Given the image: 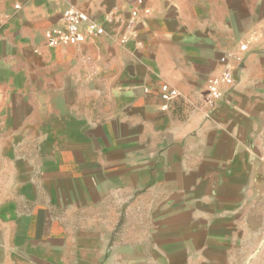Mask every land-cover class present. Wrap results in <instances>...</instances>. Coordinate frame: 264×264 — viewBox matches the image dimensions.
<instances>
[{
  "label": "crops",
  "instance_id": "1",
  "mask_svg": "<svg viewBox=\"0 0 264 264\" xmlns=\"http://www.w3.org/2000/svg\"><path fill=\"white\" fill-rule=\"evenodd\" d=\"M67 8L105 33L46 46ZM263 24L264 0H0V264H260L242 222L264 171V36L208 117L204 99Z\"/></svg>",
  "mask_w": 264,
  "mask_h": 264
},
{
  "label": "built area",
  "instance_id": "2",
  "mask_svg": "<svg viewBox=\"0 0 264 264\" xmlns=\"http://www.w3.org/2000/svg\"><path fill=\"white\" fill-rule=\"evenodd\" d=\"M141 4L142 0H136ZM145 14L149 13V9H144ZM139 17V12L134 9L130 12L129 17L124 22L126 32L131 31L135 27V23ZM105 21L108 23L121 22V18L116 17L113 13H107ZM62 26L49 27L44 32V41L46 46L58 47L66 45L82 44L88 37L97 38L105 33V27L96 22L86 10H78L67 8L62 14ZM264 36V24L259 28L252 30L247 34L245 39L241 41L236 49L228 50L218 57L219 69L216 75L210 76L207 81V92L204 99L207 117L211 116L210 109L216 105V102L222 96V88L234 85V67L242 62L243 55L259 39ZM126 35L123 34L119 41L126 42ZM159 96L162 99V109H167L170 102L179 96V91L175 87H171L166 83L160 85Z\"/></svg>",
  "mask_w": 264,
  "mask_h": 264
},
{
  "label": "rangeland",
  "instance_id": "3",
  "mask_svg": "<svg viewBox=\"0 0 264 264\" xmlns=\"http://www.w3.org/2000/svg\"><path fill=\"white\" fill-rule=\"evenodd\" d=\"M256 181L255 199H250L242 222L243 252L257 254L260 264H264V171Z\"/></svg>",
  "mask_w": 264,
  "mask_h": 264
}]
</instances>
